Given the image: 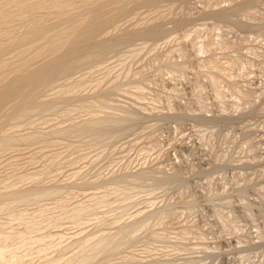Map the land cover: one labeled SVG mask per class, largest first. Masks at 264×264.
<instances>
[{
  "label": "rangeland",
  "instance_id": "rangeland-1",
  "mask_svg": "<svg viewBox=\"0 0 264 264\" xmlns=\"http://www.w3.org/2000/svg\"><path fill=\"white\" fill-rule=\"evenodd\" d=\"M100 1L22 115L0 102V194L52 235L21 264H264V0Z\"/></svg>",
  "mask_w": 264,
  "mask_h": 264
},
{
  "label": "bare ground",
  "instance_id": "bare-ground-1",
  "mask_svg": "<svg viewBox=\"0 0 264 264\" xmlns=\"http://www.w3.org/2000/svg\"><path fill=\"white\" fill-rule=\"evenodd\" d=\"M95 1L96 0H94V2ZM99 1L100 0H98V3H99ZM102 1H100V2H102ZM110 1H112V0H110ZM113 1H115V0H113ZM90 2H91V0H0V102L3 98L4 101H2V103L3 102L7 103L8 99H9V101H12V99L17 97V96L19 97V99L18 98L17 99L22 101V99H24L23 96L26 98V95L29 93V90H30V89L28 90L26 88L29 87V88L33 89L34 88L33 85L36 82L37 83L39 82L38 79L40 81H42L41 83H38V85L42 84L43 80H45L44 78L47 75H49L48 72H51L50 70H51V67H53V65L58 64L59 61H60L59 64L55 65V66H59V65H61L60 63H64L65 58H63L64 60L62 62H61L62 59H60V58H62L64 55H67V54H68V57L77 54V53H74V52H76L74 50V48L76 47L77 44L80 45L81 40L83 39L84 34H85L84 32L87 31L88 28L92 29V27L94 26V24H93L92 27H89L90 25H92L91 22L94 21V19L92 21H89L91 19V16H94L96 14V12H99L100 11L99 9L102 8L100 6H99V8H94L93 5L96 3L93 4V0L91 3ZM104 2L101 3V6H105L106 3H104ZM99 4H96V6ZM102 4H104V5H102ZM107 5H109V1L106 4V7H108ZM104 9H106V8L104 7ZM103 12H105V10ZM101 13L102 12H100V14ZM98 15L99 14H96L95 16L97 18H99ZM89 17H90V19H89ZM96 17H94V18H96ZM104 20H105V18H104ZM104 20L103 21L100 20V22H103V24H104V22H105ZM89 22H90V24H89ZM91 29L88 32H91ZM88 32L86 33L87 35H89ZM79 34L81 36H79ZM86 34H85V37H87ZM79 37H80V41L78 42ZM79 45H77V46H79ZM77 49H78V47H77ZM204 49H206V48H204ZM73 50H74V52H73ZM61 51H62V54L64 53V51H69V52L68 53L65 52L64 55L62 56V54H60ZM70 51L73 52L72 55L70 54ZM56 53L58 54V56H56ZM9 54H10V56H9ZM46 55H47V57H50V58L52 56L54 57V55H55V57L54 58L52 57L53 59L52 58L51 59L50 58L43 59V60H46V63L43 61L44 65L42 64L43 66L42 65L40 66L41 61H42V60L40 61V59H42V57H44ZM59 55H61L62 57H60ZM49 59H50V61H49ZM38 60L40 62H38ZM56 60H57V62L54 64V61H56ZM38 63H40V64H38ZM36 64H38L40 66V68L38 65H37L38 66L37 67ZM36 67H37V69H36ZM33 68H34V70H32ZM41 79H43V80H41ZM33 82H34V84H33ZM36 87H37V85H36ZM25 89H26V91H25ZM34 90H36V88H34ZM31 91H33V90H30V92ZM26 92H27V94H26ZM10 95H14L15 97L12 96L13 97L12 98ZM28 95H31V94L29 93ZM28 95H27V97L30 98ZM7 96L10 98H8ZM20 96H21V99H20ZM4 97H5V99H4ZM6 98H7V101H5ZM14 100H15V102H11V104L9 103L10 106L8 103H7L8 104L7 106L5 104V106L7 107V109H6L7 111H10V109L12 108L11 106L14 103L16 105L18 102H20V101L17 102L16 98L13 99V101ZM26 100H27V98H26ZM26 100L24 99L23 102H26ZM27 101H29V99ZM32 103L33 102H31V104ZM19 104L21 105L22 102ZM26 104H25V107L27 108L28 104L27 105ZM15 105L13 107H15ZM0 106H1V104H0ZM5 106H4V108H5ZM17 106H18V104H17ZM31 107H32V105H31ZM22 108H23V110H21ZM22 108L21 109L19 108L20 111H26V110H24V107H22ZM12 109H11V111L15 112V110H16L17 113H19L17 110L18 107L16 109L14 108L15 110L14 109L12 110ZM17 113L15 112L16 116H18ZM27 114H29V113H27ZM20 116H18V117H20ZM0 117H3V116H1V114H0ZM16 118L17 117H15V119ZM1 139L2 138H0V140ZM3 140L4 139H2V141H1L2 143H3ZM1 144H0V146H2ZM12 185L10 184L11 187L14 186V185L13 186ZM8 186L9 185H7V187ZM10 186L8 188H10ZM9 190L5 191V192L3 191V195L0 194L1 198L2 197L4 198L5 193L6 194L10 193ZM33 191H24V192H22V194L24 196L27 192L31 193ZM51 192L53 193L54 191H50L49 193H51ZM16 193H17V191H16ZM35 193H36V191H35ZM40 193H41V191L38 193L40 195V197H43V196H41L43 193L42 194H40ZM10 194H12L14 196L13 192H11ZM20 194H21V192H20ZM12 195H11V198H12ZM27 195H28V193L26 194V196ZM39 195H38V197H36L37 194L35 196L33 195V198H35V197L40 198ZM17 196H16V198H18ZM5 197H7V195ZM22 197L19 198L21 200L18 199L19 202L20 201L21 202L27 201V200L24 201V198L26 199L25 196H24V198H22ZM30 197H31V194H30ZM7 198L11 199L9 194H8ZM13 198H14V200L11 199L12 202H11V200L4 202L7 200L6 198H5L6 200L3 199L4 201H1L0 202V211L4 210V208H5L6 213H10V211H12V210L13 211L11 212V214L15 211L18 212L17 209H15V211H14V209L10 210V206H9L10 204L15 205V203L17 202L16 205H18V203H19L18 201H16L17 199L15 200V196ZM27 199L29 200V197ZM0 200H2V199H0ZM7 203H10V204H7ZM19 204H21V203H19ZM6 205L9 207L7 209L10 211H7ZM47 209L50 210V208L48 206H47L46 210ZM78 209H79V207H78ZM18 210H20V209H18ZM22 210L23 209H21V211ZM49 210H47V211H49ZM79 210L82 211V208H80ZM21 211H20V214H21ZM23 212L25 213L24 210H23ZM23 212H22V215H20L18 213L12 214L13 216L11 215L12 216L11 218H9V216H10L9 215L8 216L9 219L7 218V220L0 222V264H21L23 259L25 257L27 258L26 255L30 256L29 254H26L25 252L29 253V251H31V250L28 251L27 245H29V246H30V244L32 245V241L34 239L33 238L31 239L32 236L30 237V234H32V231H33L32 228H34V230H35V227L33 225V227L30 230V226H31L30 225L28 227V229L26 228V230H23V229L21 230V228L20 229L17 228L19 226L16 227V225H18L16 222L21 221L23 219V217H21V216H23V215H24V218L27 215H28V218L32 217L34 215L33 212L35 213L36 210L33 211L31 213L32 215H30V216H29L30 213L29 214L27 213V215H26V214H23ZM28 218L26 217L25 221H27ZM19 219H21V220H19ZM22 222H20V223L22 224ZM48 234H51V233H48ZM42 236H44V234ZM42 236L39 235V239H41L42 241L35 239L38 242L40 241L39 242L40 244H41V242H43L46 239V237L44 236L43 237L44 240H43ZM37 237H34V238H37ZM50 238L52 239V235H51V237H49L46 240H49ZM88 238H90V237H88ZM94 239L91 236V238L88 240H85V242L86 241L89 242L91 240L94 241ZM36 241H33V242H36ZM47 242L51 246V244H50L51 240L46 241L45 243H47ZM36 244L38 246V243L36 242V243H33L32 247L34 245L36 246ZM89 244H91V243H89ZM49 245H46V244L43 245L42 244L41 247H39L40 245L38 247L37 246L36 247L38 249L40 248L39 249L40 253L42 252L43 254H45L46 252H44V251L49 248ZM11 246L15 248L14 253H12L13 251L10 252V250L12 249ZM9 248H11V249H9ZM24 248L26 249V251ZM8 249H9L10 253H7ZM38 249L35 250L33 247V251H34L33 254H35V251H37L39 253ZM23 251H25V252H23ZM8 254H11V255H8ZM47 254H48V250H47ZM71 256L72 255H69V258L67 256H66V258H64L65 256L63 255L62 258L65 259V260H63V262L65 261L67 263L68 262V261H66L67 258L69 260L72 258ZM73 256L77 258V256H75V254ZM57 257H59V259ZM57 257H55L56 259H54V258L52 260L50 259L51 261L49 260L48 264H57V263L61 264L62 260H61V262L59 260L62 258H60V255ZM79 257H81V255H79ZM91 257L95 258V257H93V255ZM49 258L50 257H48L47 259H49ZM81 258L82 259L77 258L76 260L74 258H72L73 260H71V261L69 260V261L70 262L74 261L75 264L77 261V264H78L79 263L78 260H83V255ZM86 260H83V262ZM47 261H45V262L47 263ZM70 262L68 264H71ZM66 263H62V264H66ZM79 264H81V263H79ZM84 264H87V262H85Z\"/></svg>",
  "mask_w": 264,
  "mask_h": 264
}]
</instances>
